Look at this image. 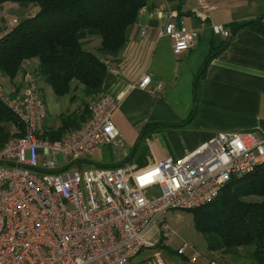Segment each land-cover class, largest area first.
I'll return each mask as SVG.
<instances>
[{
    "label": "built area",
    "instance_id": "2783aa9c",
    "mask_svg": "<svg viewBox=\"0 0 264 264\" xmlns=\"http://www.w3.org/2000/svg\"><path fill=\"white\" fill-rule=\"evenodd\" d=\"M210 6L201 2L193 13L203 20ZM177 18L169 9L160 33L171 40L175 55L192 48L199 31ZM208 27L230 36L221 24ZM104 63L111 75H119L117 66ZM19 68L18 94L10 95L0 85V102L22 125L21 136L0 147V264H166L159 252L136 260L143 249L157 248L147 237L151 226L157 224L159 241H165L171 230L161 219L169 210L210 204L228 180L264 164V134L220 131L180 158L167 157L143 168L69 169L103 145L116 147L119 132L111 115L122 96L102 90L88 104L87 118L78 128L50 140L42 137L46 108L30 59ZM149 83L143 74L128 88L146 89ZM185 248L192 250L187 259L194 263L199 254L189 243L176 254L183 255Z\"/></svg>",
    "mask_w": 264,
    "mask_h": 264
},
{
    "label": "crops",
    "instance_id": "0c3cea01",
    "mask_svg": "<svg viewBox=\"0 0 264 264\" xmlns=\"http://www.w3.org/2000/svg\"><path fill=\"white\" fill-rule=\"evenodd\" d=\"M201 2L212 5L204 25L193 13ZM16 6L3 4L0 24H9L5 12ZM169 9L178 11V23L199 29L195 45L177 55L160 35ZM254 20L264 31V0H146L127 30L126 45L110 58L119 76L107 75L101 88L122 96L111 115L117 145L99 148L91 166L143 168L180 158L216 132L264 134V34L250 24ZM211 23L233 32L230 40L212 33ZM142 74L150 77L148 87L128 89ZM1 79L11 93L19 92L20 73L13 80Z\"/></svg>",
    "mask_w": 264,
    "mask_h": 264
},
{
    "label": "trees",
    "instance_id": "16d2710c",
    "mask_svg": "<svg viewBox=\"0 0 264 264\" xmlns=\"http://www.w3.org/2000/svg\"><path fill=\"white\" fill-rule=\"evenodd\" d=\"M5 3L23 11L34 9L0 38V77L13 80L22 60L37 59V75L56 96L67 95L74 84L89 97V104L102 91L104 62L124 48L127 30L146 0H0V14ZM250 24L259 30L258 21ZM87 115L83 111L60 129L44 125L42 137L58 140ZM11 125L18 129L14 137L21 136V123L0 102V147L9 139ZM228 181L215 200L203 206L205 210L198 208L194 225L209 252L225 256L242 248L251 264H264V164Z\"/></svg>",
    "mask_w": 264,
    "mask_h": 264
},
{
    "label": "rangeland",
    "instance_id": "374dc122",
    "mask_svg": "<svg viewBox=\"0 0 264 264\" xmlns=\"http://www.w3.org/2000/svg\"><path fill=\"white\" fill-rule=\"evenodd\" d=\"M8 4H11V3H8ZM210 7H212V5ZM33 9L34 8H28V10L23 11L22 9L17 8V6L15 8L8 9L5 12L4 18H6V20L9 21V24L8 25H5V23L0 24V33L5 30H10V28L14 24L13 22L14 19L18 22L22 18L26 17L25 14L31 15ZM173 10L176 11V9H173ZM176 12L178 14V11ZM206 12L207 10H205L203 13L205 17L203 20L201 19V17L198 16L200 18L199 19L196 16L199 19L200 23H203L206 21L207 19L206 14H205ZM202 25H204V23ZM30 61H31V66L33 68L32 70H34L36 73V77H37L36 83L38 85V90L43 98V101L46 107V110H45L46 118L44 120V124L46 127L52 128V129H57V128L60 129L64 127L65 124L71 125L69 122L81 117L83 111H85V113L88 111L87 106H88L89 97H86V96L84 97L83 93L79 92L77 89L76 91L73 90L69 92L65 96H62V97L56 96L53 93L50 86H48L44 82L43 78L37 75V71L35 69L37 62L34 61V63L32 64L31 59ZM108 62L110 66L114 65L112 60H108ZM104 67L106 68L105 77H107V75H111L108 72V69H107L108 66L105 65ZM19 73L21 76L20 68H19ZM119 74H120V70H119ZM0 85L3 87L6 93L10 95H14L13 93H11V90L7 88L8 85L5 84L1 78H0ZM130 85H133V84H130ZM21 88H22V81H21V87H20L19 92L21 91ZM132 88H128V89H132ZM15 128L16 127L14 125L10 126L9 136H8L9 139L7 140V142L11 140L12 138H14V136L17 134L18 131H16ZM56 160H57V163L61 167V164H63L61 155H57ZM94 161H95V156H90L85 162L72 163L69 166V169H79L80 170L82 168H88L91 166V164H96ZM200 210H205V208L202 207ZM200 210L198 209L195 211L194 210H179V209L169 210L167 214L165 215V217L161 219V221H163L164 224L168 225L169 229L171 230V235L169 236L168 239H165V241H159L158 226L157 224L152 225L149 230L150 231L149 238L151 241L161 244L162 248H159L160 247L159 246L155 250H146V249L144 250L143 249L141 253L139 254V256L136 257V260L159 252L161 258L166 264H209V261L212 259H213L212 261H215L218 264H251L250 261L245 258L244 251L242 248H239L237 253H230V254L228 253V254H225V256L222 253L217 254L214 252H209L206 249V243L204 241V238L202 237V235H200L201 233L198 232L197 228L194 225L195 213L196 212L198 213ZM183 243H189L190 245H192L193 248L199 254V257L194 263L188 262L187 258L192 252V250L189 248H185L183 255L173 256L175 251L178 248H180L183 245ZM181 257H184V258H181Z\"/></svg>",
    "mask_w": 264,
    "mask_h": 264
},
{
    "label": "water",
    "instance_id": "95a60500",
    "mask_svg": "<svg viewBox=\"0 0 264 264\" xmlns=\"http://www.w3.org/2000/svg\"><path fill=\"white\" fill-rule=\"evenodd\" d=\"M248 24H249V22L243 23V24L241 25V27H244V26H246V25H248ZM259 26H260L261 34H264V31H263L262 26H261L260 24H259ZM232 34H233V32H232L231 34H229L230 37L228 38V41L230 40Z\"/></svg>",
    "mask_w": 264,
    "mask_h": 264
},
{
    "label": "bare ground",
    "instance_id": "6f19581e",
    "mask_svg": "<svg viewBox=\"0 0 264 264\" xmlns=\"http://www.w3.org/2000/svg\"><path fill=\"white\" fill-rule=\"evenodd\" d=\"M141 11V10H140Z\"/></svg>",
    "mask_w": 264,
    "mask_h": 264
}]
</instances>
